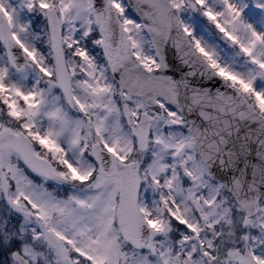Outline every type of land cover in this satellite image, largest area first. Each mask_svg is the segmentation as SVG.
Returning a JSON list of instances; mask_svg holds the SVG:
<instances>
[{"label":"snow or ice","instance_id":"1","mask_svg":"<svg viewBox=\"0 0 264 264\" xmlns=\"http://www.w3.org/2000/svg\"><path fill=\"white\" fill-rule=\"evenodd\" d=\"M0 264H264V0H0Z\"/></svg>","mask_w":264,"mask_h":264}]
</instances>
